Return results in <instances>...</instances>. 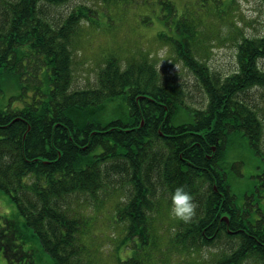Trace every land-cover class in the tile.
Instances as JSON below:
<instances>
[{"label":"trees","instance_id":"trees-1","mask_svg":"<svg viewBox=\"0 0 264 264\" xmlns=\"http://www.w3.org/2000/svg\"><path fill=\"white\" fill-rule=\"evenodd\" d=\"M68 1L8 0L0 8V190L11 195L29 235L53 264H92L79 240L86 221L69 200L90 197L95 208L123 194L114 222L127 225L135 252L119 264H154L155 217L163 203L171 209L172 192L183 186L198 207L191 223L170 227L176 247L194 254L225 234L241 244L217 264L249 257L264 264V219L238 202L226 172L236 166L228 156L238 145L264 161L260 111L248 100L264 90V27L238 42L237 68L225 78L192 54L185 27L177 53L208 99L195 109L146 60L124 68L110 56L95 87L72 90L74 34L83 20L93 25L96 12L79 6L55 25L41 17L43 3ZM11 86L21 92L2 99ZM28 238L16 220L0 216L6 258L15 246L24 251Z\"/></svg>","mask_w":264,"mask_h":264},{"label":"rangeland","instance_id":"rangeland-1","mask_svg":"<svg viewBox=\"0 0 264 264\" xmlns=\"http://www.w3.org/2000/svg\"><path fill=\"white\" fill-rule=\"evenodd\" d=\"M4 1L8 0H0V8ZM83 5L95 11L96 17L93 25L81 21L74 34L72 90L95 87L110 56H116L124 68L146 60L157 70L160 82L184 90L187 104L195 109L205 108L208 99L195 73L177 53L175 42L188 35L184 34L185 27L191 34L192 39L188 41L192 54L222 78L237 68L238 42L245 36L262 35L264 27L261 0H69L61 5L43 3L41 17L53 24H62L76 7ZM260 65L264 69V60ZM20 92L19 88L11 86L1 98L9 100ZM248 97L260 111L264 130V90H255ZM13 105L16 108L19 103L13 101ZM261 145L264 151V131ZM228 160L236 163L235 168L231 166L226 172L238 202L249 204L252 218H263L262 156L243 144L231 150ZM124 197L116 194L95 208L90 197L69 200L70 206L81 212L86 221L79 240L84 249L83 258L92 264H119V259L124 260L135 252V243L126 240L127 225L114 222ZM0 216L16 220L29 236L24 251L15 246L16 250L13 248L6 258L0 250V264H53L39 240L29 235L31 231L25 226L24 216L4 190H0ZM226 216L229 217L225 215L222 220ZM155 219L156 247L149 251L154 264H217L241 244L240 238L222 234L192 254L171 242L172 231L169 230L175 226L176 219L164 203ZM260 262L256 257H249L242 264Z\"/></svg>","mask_w":264,"mask_h":264},{"label":"clouds","instance_id":"clouds-1","mask_svg":"<svg viewBox=\"0 0 264 264\" xmlns=\"http://www.w3.org/2000/svg\"><path fill=\"white\" fill-rule=\"evenodd\" d=\"M197 207L193 195L183 186L177 187L172 192L170 213L176 220L185 224L191 223L196 216Z\"/></svg>","mask_w":264,"mask_h":264},{"label":"water","instance_id":"water-1","mask_svg":"<svg viewBox=\"0 0 264 264\" xmlns=\"http://www.w3.org/2000/svg\"><path fill=\"white\" fill-rule=\"evenodd\" d=\"M213 150L215 151V150H216V148H214ZM215 189H216V188H215ZM223 220H225V221H226V223H228V224H229V217H227V216H226V217H224V218H223Z\"/></svg>","mask_w":264,"mask_h":264},{"label":"flooded vegetation","instance_id":"flooded-vegetation-1","mask_svg":"<svg viewBox=\"0 0 264 264\" xmlns=\"http://www.w3.org/2000/svg\"><path fill=\"white\" fill-rule=\"evenodd\" d=\"M216 151V150H215ZM214 150H213V152H215ZM262 217H258V219H261ZM262 219H264V217L262 218ZM241 231H243V230H241ZM232 233H236V232H234V231H232ZM251 239V238H250Z\"/></svg>","mask_w":264,"mask_h":264}]
</instances>
